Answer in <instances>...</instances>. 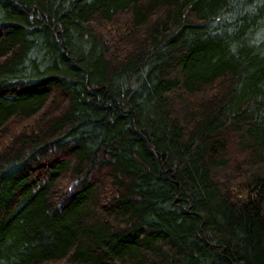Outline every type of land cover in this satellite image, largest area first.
<instances>
[{"label": "trees", "instance_id": "16d2710c", "mask_svg": "<svg viewBox=\"0 0 264 264\" xmlns=\"http://www.w3.org/2000/svg\"><path fill=\"white\" fill-rule=\"evenodd\" d=\"M0 264H264V0H0Z\"/></svg>", "mask_w": 264, "mask_h": 264}]
</instances>
